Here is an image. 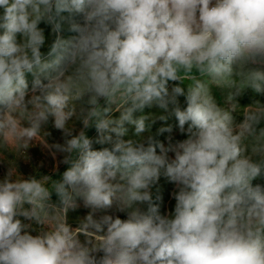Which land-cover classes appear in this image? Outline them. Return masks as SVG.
Here are the masks:
<instances>
[{
    "label": "clouds",
    "instance_id": "clouds-1",
    "mask_svg": "<svg viewBox=\"0 0 264 264\" xmlns=\"http://www.w3.org/2000/svg\"><path fill=\"white\" fill-rule=\"evenodd\" d=\"M63 20L77 35L58 37L44 60L40 24L58 33ZM257 61L264 0H0V148L45 143L51 117L66 137L51 147L70 165L59 180L25 179L14 166L0 179V264H264V187L252 184L264 174V106L236 123L237 105L219 106L211 91L264 92V70L246 67ZM186 80L187 106L174 110L186 139L123 138L126 125L144 133L147 117L136 114L175 104L185 90L170 94L169 82ZM73 118L108 146L73 135ZM161 175L176 187L169 214L152 200ZM78 199L92 211L73 228L67 213ZM114 204L131 209L126 219L95 218Z\"/></svg>",
    "mask_w": 264,
    "mask_h": 264
},
{
    "label": "rangeland",
    "instance_id": "rangeland-1",
    "mask_svg": "<svg viewBox=\"0 0 264 264\" xmlns=\"http://www.w3.org/2000/svg\"><path fill=\"white\" fill-rule=\"evenodd\" d=\"M63 16H67V13H63ZM76 23H81V18L75 16L73 21ZM71 22L69 20L61 21V31L58 33L52 32L51 26L45 23H41L40 27L44 30L46 37L45 44L41 48L44 60H51L52 57L48 55L51 50V46L59 37L65 41L71 39L73 36L77 35L76 32L71 30ZM250 70H264V61H257L255 63H249L246 66ZM26 79L30 80L29 89H31L33 81L35 79L34 74L29 73L26 75ZM29 82V81H27ZM188 81L181 83L169 82V93L171 94V89L176 84H179L185 90V95L178 96L176 98V103L173 104L169 102L166 109L159 107L158 104H154L151 107H146L143 113H137L136 115L143 114L147 117L146 131L142 133L139 137L135 133V126L126 125L127 133L123 137L125 140H140L147 141L148 137H151L152 143L154 145L163 144L165 147L169 145H174L178 141H182L187 138L186 131L182 133L178 127V121L175 117L174 110L179 107L181 110L186 108V94L188 89ZM212 95L217 102V104L225 109L232 110V105L236 104V110L232 111L234 121L239 123L243 120V110L247 107H255L257 105L264 106V92L257 93L251 88L244 89L242 93L238 96L229 99L232 94V89L226 86H212ZM119 113H114V117H118ZM72 127L73 135L79 133V131H85L86 135L93 140V149L100 150L102 147L108 145H100L95 143L99 136V133L94 126L85 129L79 120L73 118ZM187 125L185 126V129ZM170 129V131L166 130ZM261 129H264V121H262L257 127V136ZM43 132L47 133L44 137L45 143L40 141H33L31 146L24 150H18L15 147H9L8 149L0 148V179H3L8 173L11 167H15L16 172L20 174L23 178L27 179L29 177L35 176L40 178L41 176H50L53 180H59L62 177L63 172L70 166L63 163L65 153L57 151L55 148L51 147L55 144L63 145L65 143V135L62 130H58L54 126L53 119L50 117L47 124L43 126ZM255 143V138H251L247 144L249 150L251 146ZM157 153H159V147H157ZM169 157H173L174 154L169 152ZM77 154H73V158H76ZM253 186L260 185L264 187V174L258 176L252 181ZM176 191V187L171 183L167 177L161 175L158 183L154 185L151 189L153 204L158 208L161 214H169L174 210L175 200L173 198V192ZM53 201V200H52ZM55 203V201H53ZM78 207L75 209H70L67 213V222L73 227H77L80 221L89 214L92 210L84 206L83 201L77 200ZM146 210V205L141 206ZM131 209L125 210L123 212L119 211L117 206L114 204L110 209L98 210L95 213V218H99L103 215H112L113 217L119 216L121 219L127 218V213ZM24 223H31L32 228L29 230L32 235H37L40 231L39 225L35 222L24 220ZM81 241L85 239L83 235L80 236ZM99 259L103 256V253L95 254Z\"/></svg>",
    "mask_w": 264,
    "mask_h": 264
},
{
    "label": "trees",
    "instance_id": "trees-1",
    "mask_svg": "<svg viewBox=\"0 0 264 264\" xmlns=\"http://www.w3.org/2000/svg\"><path fill=\"white\" fill-rule=\"evenodd\" d=\"M27 81H29V82H28V85L30 86V85H31V84H30V80H27ZM52 200L55 201V202H58V198L56 197L55 194H53V196H52Z\"/></svg>",
    "mask_w": 264,
    "mask_h": 264
}]
</instances>
